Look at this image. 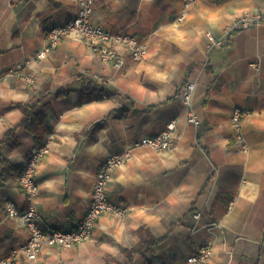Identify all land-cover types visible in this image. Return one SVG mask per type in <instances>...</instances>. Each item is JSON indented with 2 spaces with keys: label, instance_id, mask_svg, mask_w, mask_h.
Returning a JSON list of instances; mask_svg holds the SVG:
<instances>
[{
  "label": "crops",
  "instance_id": "crops-1",
  "mask_svg": "<svg viewBox=\"0 0 264 264\" xmlns=\"http://www.w3.org/2000/svg\"><path fill=\"white\" fill-rule=\"evenodd\" d=\"M184 1L94 0V23L148 45L146 58L135 61L128 46L115 43L124 57L116 68L75 34L46 58H33L51 26L77 14L78 0H0V140L20 124L19 104L44 96L47 130L40 139L50 151L35 175L41 226L75 228L103 160L171 119L178 125L171 149L134 147L112 172L107 193L128 208L125 215L103 213L90 240L48 247L34 260L12 264L125 261L122 248L139 242V228L163 240L146 252L150 261L136 253L131 264H188L187 257L210 241L219 251L205 264H264V0H196L180 19ZM245 13H261L262 20L236 27ZM207 32L224 44L211 47ZM18 64L33 74L32 83L8 75ZM192 82L199 125L188 122L181 98ZM235 107L245 112L243 140L231 123ZM17 134L18 144L2 145L0 152L23 166L37 139L23 126ZM19 176L0 187V264L29 237L27 226L6 210L7 200L27 204Z\"/></svg>",
  "mask_w": 264,
  "mask_h": 264
},
{
  "label": "built area",
  "instance_id": "built-area-1",
  "mask_svg": "<svg viewBox=\"0 0 264 264\" xmlns=\"http://www.w3.org/2000/svg\"><path fill=\"white\" fill-rule=\"evenodd\" d=\"M80 8L77 14L65 23H56L51 26L47 34L46 44L38 50L34 59L46 58L49 53L61 43L68 34H75L89 44L95 53L104 62H111L116 68L124 65V57L114 47L115 43L125 44L129 47L135 61H142L148 54V45L140 40L135 34L112 33L99 24L91 20L94 8V0H78ZM183 12L180 19H184L190 6L196 0H185ZM261 13H245L235 19V26L248 28L249 26L260 23ZM211 42V47H220L224 44L223 39H217L211 32H207ZM24 64H18L9 70L8 75L18 73L27 82L34 81L33 74L24 70ZM195 83H187L181 92L182 101L187 110V120L195 125L200 124V120L194 113L193 92ZM245 112L240 107H235L231 116V123L236 131L237 137L243 140L242 124ZM178 125L176 119H171L159 132L153 135H146L135 141L124 153L109 154L101 163L93 184V191L89 208L82 216L77 226L73 229L64 228H44L39 224V214L37 212L36 196L39 191V184L36 182L35 175L41 160L49 153L50 146L46 140L37 139L26 158L23 165V172L19 176V184L26 195L27 204L25 207L18 206L13 200H7L6 210L10 217L19 219L27 226L29 237L26 241L12 247L8 254L1 259V264H12L21 258L28 260L36 259L39 254L48 247L70 248L83 241L89 240L97 219L103 213H112L116 216L125 215L128 208L109 198L107 189L108 183L112 178V172L117 166H121L131 156L134 147L146 146L156 151H165L172 148L177 137ZM243 147L248 148L246 142ZM196 217H199L197 214ZM219 250L215 244L207 242L201 245L195 253L187 257L188 264H205L209 262ZM227 251V249H226ZM229 253L231 250L228 251Z\"/></svg>",
  "mask_w": 264,
  "mask_h": 264
},
{
  "label": "trees",
  "instance_id": "trees-1",
  "mask_svg": "<svg viewBox=\"0 0 264 264\" xmlns=\"http://www.w3.org/2000/svg\"><path fill=\"white\" fill-rule=\"evenodd\" d=\"M81 79H85L82 77ZM88 84H93L90 81ZM94 85V84H93ZM44 96H40L26 102L20 103L19 106L23 112V118L19 125L9 128L3 139L0 140V147L2 145H17L19 142V137L17 134L18 127L23 126L33 133L35 139H40L44 136L47 126L45 123L46 113L40 108ZM84 95L81 96V101H83ZM113 112L112 114H116ZM124 114V113H122ZM23 172V166L16 165L14 162L0 152V187L6 185L9 180L14 178L17 173L21 175ZM140 236L139 242L132 247H123L122 253L126 256L127 260L122 261L120 259H114V264H131L134 261V255L136 253H141L146 257L147 261H150L149 257L146 256V252H151L155 245H158L163 239L157 238L146 228H139L136 232Z\"/></svg>",
  "mask_w": 264,
  "mask_h": 264
},
{
  "label": "rangeland",
  "instance_id": "rangeland-1",
  "mask_svg": "<svg viewBox=\"0 0 264 264\" xmlns=\"http://www.w3.org/2000/svg\"><path fill=\"white\" fill-rule=\"evenodd\" d=\"M92 234H93V233H92ZM91 238H92V236H91ZM91 238H90V239H91ZM90 239H89V240H90ZM86 241H88V240H86ZM86 241H83V242H86ZM83 242H81V243H83ZM79 244H80V243H79ZM76 245H77V244H76ZM76 245H74V246H76ZM72 247H73V246H72ZM70 248H71V247H70Z\"/></svg>",
  "mask_w": 264,
  "mask_h": 264
}]
</instances>
